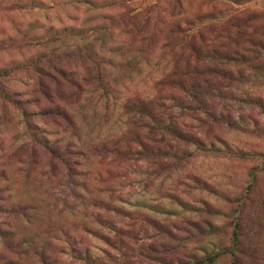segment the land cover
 <instances>
[{"label":"rangeland","instance_id":"374dc122","mask_svg":"<svg viewBox=\"0 0 264 264\" xmlns=\"http://www.w3.org/2000/svg\"><path fill=\"white\" fill-rule=\"evenodd\" d=\"M125 3L0 0V71H7L0 72V264H93L85 251L100 259L94 264H161L151 258L154 246L173 264L192 261L232 245L238 216L240 263L264 264V77L254 82L250 68L236 66L263 108L238 94L233 119H175L205 143H183L174 157L166 153L169 119H151L142 107L158 99L180 114L170 97L182 91L168 81L181 63L164 46L172 28L184 29L183 39L218 44L231 35L224 27L234 33L242 24L245 37L231 45L264 42V0ZM156 3L160 16L149 28L160 30L147 44V28L133 36L125 25ZM124 10L136 18L122 25ZM86 49L100 60L103 85L84 81L87 74L93 80L89 61L59 64L84 86L77 95L45 63L51 74L37 72L40 56ZM252 49L259 51L247 59L264 74V48ZM14 99L32 113L31 124ZM59 106L71 124L42 113ZM42 247L50 255L44 261ZM74 250L81 257H71ZM214 264H232L231 256Z\"/></svg>","mask_w":264,"mask_h":264},{"label":"trees","instance_id":"16d2710c","mask_svg":"<svg viewBox=\"0 0 264 264\" xmlns=\"http://www.w3.org/2000/svg\"><path fill=\"white\" fill-rule=\"evenodd\" d=\"M125 0H120V5L124 6ZM161 4L156 3L152 6H148L146 9L138 11L142 16L141 19L134 21L133 24H127L128 21H133L135 18L132 17L133 12L130 10H124L121 14L118 15V21L122 25H125L126 32L131 33L133 36L142 28H147L146 33L142 36V41H145L147 44H150V40L153 34H156L158 29V23H156V28L154 32L150 29L151 17L155 16L159 18V13L161 11ZM124 22V23H123ZM159 23L162 20L158 21ZM236 25V24H235ZM237 28L234 33L228 27H224L222 34H231L229 35V40L227 42H220L218 44L213 43H204L196 42V39L192 37H186L183 39V35H187L186 31L181 27L176 26V29L173 28L170 30V37L164 42V46L172 51L174 60L179 61L181 65L174 67L173 78L170 79L169 84H171L174 89L182 91V95L174 93L171 95L170 99L176 100L181 106L180 114L174 115V104L159 103L158 99H153L151 102L142 104V107L146 109L147 114L151 119H169V124H165L163 130L167 131L171 135V139L168 140V149L166 153L169 156H176V149L181 146L183 143L194 144L202 146L205 141L202 138L192 132L185 131L182 129V125H187L184 121H177L175 119H184L185 116L190 117L191 119H198L199 121H204V119H233V116L230 113V108L232 102L235 100H240V95L244 94L245 96H250V99L253 103L257 104L258 107L263 108L260 97L252 92H248L243 88V77L247 76L245 70L236 69L238 65L245 66L249 69V74H252L254 82L261 80L264 77V74L261 73L259 64L250 65L249 60L247 59L251 51L258 52L259 50L252 49L253 47L264 48V42H255L252 38H246L243 41H236L234 45L230 44V41H233L232 37H237L242 35L243 38L245 35L242 34L241 25H236ZM160 28L158 29V31ZM177 32V37L172 36ZM150 42V43H149ZM249 42V43H247ZM235 46V47H233ZM42 59V60H41ZM41 60V61H40ZM67 60H77V61H89L91 67V74H93V80H90V75L87 74L84 76V81L87 83H97L95 85L104 84L105 78L103 73V68L101 66L100 60L96 57L94 53L90 50L85 51H70L61 55H43L37 59V72L39 75L47 73L43 68L40 67L41 64L45 63L49 68L58 73L65 81L66 85H73L75 90L72 91L73 94L77 95L80 90L83 89L82 85L71 77V74L66 71L59 64ZM247 64V66H246ZM35 66V63H28L26 68L30 69ZM4 75L7 71H0ZM43 82V81H42ZM41 81H38L39 86L43 87L44 84ZM22 111L27 124H31L32 113L29 109L22 105L21 101L14 99L13 101ZM222 104V108L218 110L213 104ZM43 114H49L50 117H61L66 119L69 124H71V115L61 107H56L49 110H42ZM255 173H253V178ZM242 204H244L242 202ZM111 209V208H110ZM113 210H118V207L115 205L112 207ZM236 224L234 226V238L232 245H229L226 248H223L219 251L207 253L201 257H194L192 261L177 260L175 264H214L218 258L225 253H228L231 256L232 264H241L240 256L242 250L240 248V221L239 216L236 217ZM150 221L149 217H145ZM101 219H98L99 222ZM171 238H175L171 234ZM164 247V246H163ZM152 250V259L157 263L161 264H173L171 263L169 257L165 255V250H159L158 246L151 248ZM79 251H71L69 254L71 257H78L75 255ZM41 260H46L47 257H50L49 253L45 250V247L40 250ZM82 258H85L90 263H96L100 261L99 258L93 256L90 251H85ZM80 256V257H81ZM44 263V262H43Z\"/></svg>","mask_w":264,"mask_h":264}]
</instances>
